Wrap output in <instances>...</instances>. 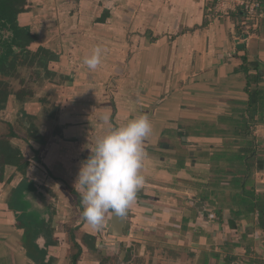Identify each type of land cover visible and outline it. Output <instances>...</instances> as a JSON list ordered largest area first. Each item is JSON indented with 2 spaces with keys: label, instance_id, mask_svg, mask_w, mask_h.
Returning a JSON list of instances; mask_svg holds the SVG:
<instances>
[{
  "label": "crops",
  "instance_id": "1",
  "mask_svg": "<svg viewBox=\"0 0 264 264\" xmlns=\"http://www.w3.org/2000/svg\"><path fill=\"white\" fill-rule=\"evenodd\" d=\"M208 8L209 0H26L17 24L35 37L30 48L57 56L48 64L57 76L43 86V99L53 94L52 132L39 134L44 145L25 141V175L9 167L0 183V264H264L254 208L264 210V19L212 18ZM97 45L102 62L89 70L83 61ZM31 97L18 102L23 115L46 103L30 108ZM145 114V184L126 214L109 211L94 229L74 187L81 164L110 126ZM246 175L253 197L241 203L232 180ZM15 193L27 217L11 210ZM30 213L44 224L33 247L21 225Z\"/></svg>",
  "mask_w": 264,
  "mask_h": 264
},
{
  "label": "clouds",
  "instance_id": "2",
  "mask_svg": "<svg viewBox=\"0 0 264 264\" xmlns=\"http://www.w3.org/2000/svg\"><path fill=\"white\" fill-rule=\"evenodd\" d=\"M102 46L84 58L89 70L102 62ZM153 127L148 115L130 119L122 126L109 127L98 138L90 156L81 164L74 187L82 196V218L86 225L100 228L109 211L124 215L136 202L145 184L144 142Z\"/></svg>",
  "mask_w": 264,
  "mask_h": 264
},
{
  "label": "trees",
  "instance_id": "3",
  "mask_svg": "<svg viewBox=\"0 0 264 264\" xmlns=\"http://www.w3.org/2000/svg\"><path fill=\"white\" fill-rule=\"evenodd\" d=\"M25 5L26 0H0V112L5 109L10 96L13 95L19 103L24 102L27 97L25 90H19L15 93L9 90L8 81L16 78L19 67L33 68L35 71L33 75L36 77L32 76L31 80L34 82L42 77L46 78L47 81H52L55 75L48 70V64L57 61V56L42 47L33 51L30 47L34 43L35 37L28 29L21 28L17 24V16L24 11ZM15 49L19 51L16 52ZM28 95L30 96V93ZM27 132L34 142L39 145L45 144L44 138L39 135L33 125H29ZM15 138L17 136L12 129L8 135L0 136V183L9 182V179L5 180L7 168H13L16 172L25 175L29 166V162L23 157L19 147L12 145L11 140ZM249 177V175L243 178L233 176L232 183L237 189L241 187L238 196L241 203H245L246 198L253 197L251 191L246 192L245 190ZM18 194L15 193L16 197L11 200L10 208L20 212V216L27 217L29 207L23 204L24 202L20 200ZM254 208L259 209L260 226L263 227L264 210H260L257 205ZM34 215V213H30V220L26 221L27 223L21 220V225L26 227L24 241L25 244L28 242L30 247H33L34 241L44 225Z\"/></svg>",
  "mask_w": 264,
  "mask_h": 264
},
{
  "label": "rangeland",
  "instance_id": "4",
  "mask_svg": "<svg viewBox=\"0 0 264 264\" xmlns=\"http://www.w3.org/2000/svg\"><path fill=\"white\" fill-rule=\"evenodd\" d=\"M34 72L35 71L33 70V68L19 67L17 69L16 78L10 79L8 81L9 90L12 93H15L19 90H25L27 92V95L30 92L33 93V97H31L30 101L34 104H31L30 108L40 106L38 105V99L45 100L43 99V97L46 96L44 95L45 91H43V86L46 83L47 79L42 77L41 79H37V81L34 82L33 80H31L32 76H35L33 75ZM56 80L57 79H55V81ZM50 95V99L48 101L45 100L47 105L46 103L45 105L42 104V107L39 112L36 113V116L23 115V113H21V110H23L22 104H19L17 101H15L13 98L14 96H10L8 98L5 109L0 112V135H8L9 131L12 129L13 133L17 136V138L11 140L12 145L15 147L19 146L20 150H25L24 142L31 139L29 137V133L27 132L29 125H33L35 130H37L40 135L42 133L45 136H49L52 132V125L49 122V119L52 113V106H54L52 105L53 94L51 93ZM28 97H26V99H28ZM32 112H34V110ZM30 207L33 208V205H31Z\"/></svg>",
  "mask_w": 264,
  "mask_h": 264
},
{
  "label": "built area",
  "instance_id": "5",
  "mask_svg": "<svg viewBox=\"0 0 264 264\" xmlns=\"http://www.w3.org/2000/svg\"><path fill=\"white\" fill-rule=\"evenodd\" d=\"M209 17L241 13L246 22L257 24L264 19V0H209Z\"/></svg>",
  "mask_w": 264,
  "mask_h": 264
},
{
  "label": "water",
  "instance_id": "6",
  "mask_svg": "<svg viewBox=\"0 0 264 264\" xmlns=\"http://www.w3.org/2000/svg\"><path fill=\"white\" fill-rule=\"evenodd\" d=\"M114 215H115V214H114ZM117 216H118V218H121L122 215H117ZM112 225H113V224H112ZM112 225H111V222H110L109 224L106 225V230H107L108 232H110V234L113 233V232L111 231V226H112ZM120 230H121V232H120L121 235H127V234H128V231H129V224H128L127 222H124V225L121 226Z\"/></svg>",
  "mask_w": 264,
  "mask_h": 264
},
{
  "label": "flooded vegetation",
  "instance_id": "7",
  "mask_svg": "<svg viewBox=\"0 0 264 264\" xmlns=\"http://www.w3.org/2000/svg\"><path fill=\"white\" fill-rule=\"evenodd\" d=\"M16 52H18L19 50L18 49H15Z\"/></svg>",
  "mask_w": 264,
  "mask_h": 264
}]
</instances>
